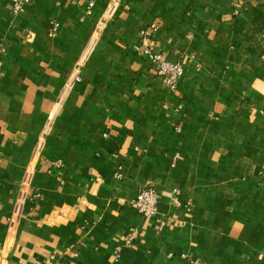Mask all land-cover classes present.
Here are the masks:
<instances>
[{"label": "crops", "instance_id": "obj_1", "mask_svg": "<svg viewBox=\"0 0 264 264\" xmlns=\"http://www.w3.org/2000/svg\"><path fill=\"white\" fill-rule=\"evenodd\" d=\"M0 45V264H264V0H0Z\"/></svg>", "mask_w": 264, "mask_h": 264}, {"label": "built area", "instance_id": "obj_2", "mask_svg": "<svg viewBox=\"0 0 264 264\" xmlns=\"http://www.w3.org/2000/svg\"><path fill=\"white\" fill-rule=\"evenodd\" d=\"M34 0H12V13L14 15H19L24 11V8L32 3ZM239 2L240 0H234ZM92 4H89V8ZM150 30L155 32L157 27L152 25ZM56 31V24H52L49 30V36L53 37ZM149 32L145 31L143 36L146 37ZM4 53L2 46L0 45V70H1V58ZM142 53L146 56L149 62L155 67L156 76L161 79L163 84L167 87L168 91L175 92L178 87L180 80L183 75V68L179 62L165 61L162 57L155 53V51L150 46H145L142 48ZM58 103H63V97H59ZM54 167H59L60 162L53 163ZM159 197L150 183L144 186L132 202V207L145 218H155L157 215V203ZM160 226L163 227L164 223L160 222ZM132 237H127L125 239V245L131 243Z\"/></svg>", "mask_w": 264, "mask_h": 264}]
</instances>
